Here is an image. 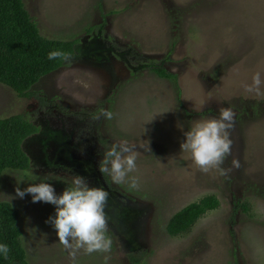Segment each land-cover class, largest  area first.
<instances>
[{
	"label": "rangeland",
	"instance_id": "obj_1",
	"mask_svg": "<svg viewBox=\"0 0 264 264\" xmlns=\"http://www.w3.org/2000/svg\"><path fill=\"white\" fill-rule=\"evenodd\" d=\"M24 4L42 37L79 40L81 47L67 67L34 86L44 105L0 84V119L23 115L40 129L23 146L30 170L0 178V202L19 212L27 262L105 264L108 256L107 264H131L135 256L144 264H264V83L259 95L245 88L257 72L264 81V0ZM150 66L176 79H160ZM220 107L236 113L224 175L201 172L180 147L192 124ZM105 109L112 119L100 115ZM121 141L135 146L137 170L130 176L138 178L136 188L99 171L105 151ZM77 175L109 193L112 246L108 253L81 250L73 262L46 223L55 206L33 203L31 194L19 198L16 188L45 181L61 194ZM208 196L218 209L188 232L168 235L177 212Z\"/></svg>",
	"mask_w": 264,
	"mask_h": 264
},
{
	"label": "trees",
	"instance_id": "obj_2",
	"mask_svg": "<svg viewBox=\"0 0 264 264\" xmlns=\"http://www.w3.org/2000/svg\"><path fill=\"white\" fill-rule=\"evenodd\" d=\"M80 50L79 40L42 37L24 0H0V84L11 89L18 98L36 97L44 105V99L33 90L34 86L44 77L67 67L70 60L79 56ZM52 51L65 52L70 58L50 60L48 55ZM149 70L160 79H176L163 67L150 66ZM39 130L38 125L23 115L0 119V178L8 170H30L32 162L23 146ZM218 207L214 196L187 205L168 221L166 232L172 237L184 234L207 212ZM240 207L247 210L244 205ZM21 237L19 212L10 203L0 202V243L7 244L10 249L7 259L0 254V264H29ZM129 260L131 264H144L141 257L131 256Z\"/></svg>",
	"mask_w": 264,
	"mask_h": 264
},
{
	"label": "clouds",
	"instance_id": "obj_3",
	"mask_svg": "<svg viewBox=\"0 0 264 264\" xmlns=\"http://www.w3.org/2000/svg\"><path fill=\"white\" fill-rule=\"evenodd\" d=\"M69 59V54L61 51H52L48 59ZM264 83L259 72L252 77V84L246 85V91H255L260 94V86ZM106 119H112L110 110L100 113ZM236 113L231 107H220L217 115L197 120L184 133L185 140L180 147L182 152L190 154L196 167L204 173L219 170L222 175L227 170L222 168L225 159L232 154L233 141L230 130L235 126ZM99 119L100 116L94 117ZM150 149V148H149ZM137 153L134 145L127 141L113 143L106 150L99 161V171L111 176L114 183H128L131 188L138 187V178L130 176L137 170ZM234 168H239V160H232ZM19 198L31 194L32 202L50 203L55 206V215L49 217L46 223H51L56 230L59 243L69 251L75 262L77 254L82 250L91 255L95 252L108 253L111 250L112 240L107 236L108 217L105 207L109 193L101 187L91 186L88 179L77 175L72 185L66 187L61 194H57L55 187L45 181L32 183L21 190L16 188ZM10 249L7 244L0 243V254L8 258ZM109 260L105 256V264Z\"/></svg>",
	"mask_w": 264,
	"mask_h": 264
},
{
	"label": "flooded vegetation",
	"instance_id": "obj_4",
	"mask_svg": "<svg viewBox=\"0 0 264 264\" xmlns=\"http://www.w3.org/2000/svg\"><path fill=\"white\" fill-rule=\"evenodd\" d=\"M31 159V158H30Z\"/></svg>",
	"mask_w": 264,
	"mask_h": 264
}]
</instances>
